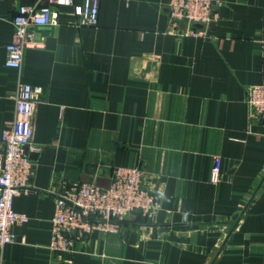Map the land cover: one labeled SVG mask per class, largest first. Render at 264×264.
<instances>
[{
	"label": "crops",
	"instance_id": "obj_1",
	"mask_svg": "<svg viewBox=\"0 0 264 264\" xmlns=\"http://www.w3.org/2000/svg\"><path fill=\"white\" fill-rule=\"evenodd\" d=\"M38 1L0 0V135L18 79L4 67L11 19ZM214 1L206 38L167 33L169 0H100L96 27L56 8L57 24L36 28L43 46L26 49L21 68L42 90L32 192L13 201L26 221L0 264H264V121L246 102L264 83V0ZM115 167L142 168L158 208L91 232L71 254L50 252L55 196L75 183L105 188Z\"/></svg>",
	"mask_w": 264,
	"mask_h": 264
},
{
	"label": "built area",
	"instance_id": "obj_2",
	"mask_svg": "<svg viewBox=\"0 0 264 264\" xmlns=\"http://www.w3.org/2000/svg\"><path fill=\"white\" fill-rule=\"evenodd\" d=\"M100 0H39L32 5H20L11 19L12 36L5 45L4 67L17 72L14 95V118L0 135V247L14 242L13 228L26 221L14 211L13 201L20 194L32 192L30 178L33 162L31 146L33 116L41 88L21 79L23 55L26 49L41 48L36 28L57 24L56 8H71L75 25H98ZM214 0H169V35L206 38L207 27L216 21ZM186 25L180 29V24ZM249 117L264 121V83L247 89ZM221 177V160L215 158L210 171V182ZM144 170L140 167H115L110 173V184L101 187L94 183H75L63 186L54 198L51 218V237L48 248L58 255L74 252L77 242L93 231L116 233L123 219L136 210L143 217L158 208V196L143 186Z\"/></svg>",
	"mask_w": 264,
	"mask_h": 264
},
{
	"label": "water",
	"instance_id": "obj_3",
	"mask_svg": "<svg viewBox=\"0 0 264 264\" xmlns=\"http://www.w3.org/2000/svg\"><path fill=\"white\" fill-rule=\"evenodd\" d=\"M181 24H184V23H181ZM180 24V25H181ZM140 213V211H138V210H136L135 212H134V214H139ZM130 218V216H127V217H125L123 220H127V219H129Z\"/></svg>",
	"mask_w": 264,
	"mask_h": 264
}]
</instances>
